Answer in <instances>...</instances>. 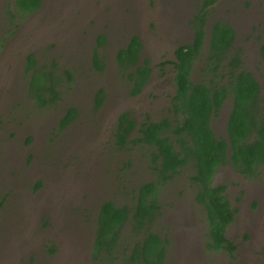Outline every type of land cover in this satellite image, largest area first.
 Instances as JSON below:
<instances>
[{"label":"rangeland","instance_id":"374dc122","mask_svg":"<svg viewBox=\"0 0 264 264\" xmlns=\"http://www.w3.org/2000/svg\"><path fill=\"white\" fill-rule=\"evenodd\" d=\"M11 1L0 0V264H123L129 248L148 231L169 240L165 264L262 261L264 210L257 219L260 210L254 204L264 165L259 180L243 178L226 165L215 174L213 183L227 184L236 211L227 232L238 244L239 256L233 259L207 246L204 209L191 197L192 165L163 181L156 172L154 149L134 143L116 147L111 141L120 112L129 110L141 118L144 107L127 98V80L116 53L137 34L147 44L143 60L149 59L154 68L171 63L173 46L193 39L190 22L201 0H41L35 12L15 17ZM218 21L237 29L230 49L244 50L243 66L256 73L263 102L264 55L261 62L256 52L264 36V0H215L205 22L206 42ZM244 29L251 32L241 38ZM101 35L104 43L98 42ZM30 55L37 67L59 76L57 98L44 106L29 90ZM94 56L102 68L95 66ZM164 66L171 67L162 65L154 72ZM193 75L198 79L200 74L195 70ZM99 90L107 95L101 104ZM69 107L78 115L61 127ZM228 109L229 99L213 120L217 136L224 135ZM146 182L156 184L159 211L139 230L127 221L115 252L95 254L100 204L112 200L131 210L138 187Z\"/></svg>","mask_w":264,"mask_h":264},{"label":"trees","instance_id":"16d2710c","mask_svg":"<svg viewBox=\"0 0 264 264\" xmlns=\"http://www.w3.org/2000/svg\"><path fill=\"white\" fill-rule=\"evenodd\" d=\"M214 1L201 0V6L191 20L196 30L194 42L191 45H182L175 51L178 62L174 64L177 68L174 124L164 118L160 124L151 122L147 126H141L139 134L142 135L140 140L157 146L158 152L153 151L152 156L153 160L158 156L160 158L157 169L161 178H168L187 164L193 166L189 179L197 184L196 200L205 208L209 225L208 247L218 251L227 245L233 248L232 242L225 236L226 226L233 219V212L227 197L223 195L225 185H212V179L215 171L224 163H230L234 170L242 174L252 173L255 166L264 164V101L261 105L258 104L260 100L256 102L260 92L258 82L249 71L239 68L240 62L236 55L227 64L230 66L228 82L190 80L193 61L205 38L206 15ZM40 4L41 0H13L11 14L14 17L25 16L35 12ZM209 34V59L213 64L212 70H217L223 60L222 49L233 41V29L227 23L218 21L212 24ZM98 42H105L103 35L98 38ZM140 46V39L133 36L127 46L116 53L119 68L124 70L136 66L135 70L127 74L133 92L140 89L148 73L147 67L138 63ZM93 63L97 68L103 66L97 56H94ZM36 65L34 56H28L27 69L31 71L29 90L36 102L44 106L57 98L58 91L55 86L59 76ZM228 95L231 102L226 124L227 137L216 138L210 125V117L219 110ZM102 98L103 91L99 90L98 104ZM77 115L75 107L67 108L60 120V126H67ZM134 124L135 121L128 113L119 116L116 132L118 147L126 145V137ZM136 192L135 204L131 210L112 200H104L100 204L94 237L95 254L115 252L121 229L127 221H131L133 230H139L159 211L154 183H144ZM167 241L169 240L156 232L148 231L129 248L123 264H165ZM50 251L53 252L54 248L51 247Z\"/></svg>","mask_w":264,"mask_h":264},{"label":"flooded vegetation","instance_id":"af4514ba","mask_svg":"<svg viewBox=\"0 0 264 264\" xmlns=\"http://www.w3.org/2000/svg\"><path fill=\"white\" fill-rule=\"evenodd\" d=\"M12 2H13V0L11 1V4H12ZM40 6H41V4H40ZM209 8H210V6H209ZM207 15H208V12H207ZM207 15H206V21H207ZM220 22H222V21H220ZM222 23H226V22L223 21ZM190 24L192 25L191 29H192V32H193L192 41L190 43H183V42L182 43L181 42L176 43L173 46V49H171V51H170L172 56H173V60L171 61V63H167L169 61L161 62L160 64H156L155 68L152 67L151 61L149 59H146L147 60L146 61V60H143L140 57L142 50L147 48L146 42H143V37H141V36H139L137 34L133 35V36H137L140 39V44H141L140 50H139V60H138L139 62L138 63H141L143 66L145 65L147 67V69H148V73H147L146 77L143 79L142 86L140 87V89L137 92H133V86L131 85V83H129V79L127 78V74L129 72H132L133 70H135L136 66H131L129 69L127 68V69H124V70L122 68H119V69H120L121 72H123L125 74V78L127 80L126 81L127 88L125 90V94L128 95L127 98H130V97L131 98H135L138 102H142L143 103L144 107H143V110L141 111V112H143L142 113L143 117L134 118L131 115V111H129V110L120 112V114L117 116L118 118H117L116 126H115L114 133H113L112 139H111V141L115 144L116 147H118V145H119V143H117V134H116V132L118 130L119 116L122 113H128L129 117L135 121V124H134L132 130H130L128 137H126V140L128 141L126 143V146L128 144H131V143H134V144H145L146 146H150L152 149H154L153 151L155 153H156V151L158 152L157 146L149 145L150 143H147V142H145L143 140H140V137L142 135L139 134V129H140L141 126H143V125L147 126V124H150L151 122L160 124L162 119H164V118L168 119L172 124H174V122L176 120V116L174 114V105L176 104V101L174 99V96L176 94L175 75L177 73V68H175L174 64H175V62H178V59L175 56V51H176V49H178L182 45H191L194 42V35H195V31L196 30H195V28H194V26H193V24L191 22H190ZM227 24L230 25L229 23H227ZM230 26L233 29V41H232L231 45L233 44V46H234V42H235V40L238 37V31H237V29L234 26H232V25H230ZM204 28H205V26H204ZM250 32H251L250 29H244L242 31V33L240 34L242 36L241 38H245L247 35H249ZM259 33H260V31H258L254 36H251L252 40L253 39L255 40V38H258V34ZM130 40H131V38H130ZM130 40L127 42V44L130 42ZM261 40H262V42H260L258 50L256 52V58L258 56L259 60L262 62L263 60L261 58V55H262V57L264 55V51H263V48H264V36H262ZM127 44L124 46V48L127 46ZM156 45L158 47L166 46V45H163V44L158 43V42H156ZM231 45H229L228 47L222 49V51H223V53H222L223 60L220 63L221 67H218L217 70H212L213 69L212 68L213 64L211 63V61L209 59L210 58V56H209L210 55L209 43H208V41L206 42L205 38H204V42H202V44H201V48H200L201 50L198 53V56L193 61V64H192V67H191V70H190V74H189L190 80L192 82L204 81V82H208V83L211 80H214V81L217 80L218 83L228 82V80L230 78V71H229L230 66H228L227 64L231 60V58L235 57V55H236V56H238L239 62H240L239 68L249 71L251 73V75L253 76V78L258 82V80L256 78L257 77L256 73L254 74L251 69L244 68V66H243V62L245 60V52H244V50L242 48L241 49L240 48L230 49ZM160 54H161V52L157 54V57H159ZM115 60H116V56H115ZM166 64H170L171 67L167 68V67L164 66L160 70H156V72H154L155 69L161 67L162 65H166ZM118 67H119V65H118ZM195 70H197L199 72V74H200L198 79L195 78L194 75H193ZM154 73H156V75H155L156 79L152 80V77H153ZM159 74H162V75H159ZM258 85H259V88H260V83L259 82H258ZM143 95H145V96L143 97ZM103 96H104V98H102L101 103H104L105 100H106V97H107V95H105L104 92H103ZM259 96H260V92H259ZM259 96H257L256 102L260 100V102H258V104L261 105L262 102H261V98H259ZM228 99H229V109H228V112H227V114H226V116L224 118V124H225L224 135L217 136L216 133H215L214 127H213V120L216 118V115L218 113H219L217 115L218 117L222 114L223 105H224L225 101L228 100ZM230 102H231V98H230V95H228L222 101V104L220 105L219 110L217 112H213L211 114L210 125H211V128H212L216 138H220V137L226 138L227 137L226 124H227V119H228V115H229V112H230ZM162 109L164 110V114L165 115L159 116V114L161 113ZM135 134H137V135L134 136ZM156 160L158 161L157 165L159 166V163H160L159 156L156 158ZM222 165H226L228 167L230 166L231 168H233V166L230 163H224ZM262 165H264V164H259V165L255 166L254 169H253V172L249 173V174H242V173L234 170V168L232 169V171H233V173H239L243 178H254L255 179V177H256L259 180L262 177V172L259 171V168ZM158 166L156 167V172H158V175L160 176L159 170L157 169ZM180 170H182V169H179V170L175 171V173L179 174ZM216 172L217 171H215L213 179H212V185H216V186L217 185H225V189L223 191V195H225L227 197V199H228V201L230 203V208H231V210L233 212V219L226 226V232H225V236H226V238L229 241L232 242L233 248H229V245H227L224 248H220L218 251L224 252L228 256V258L235 259L236 257L239 256L238 252H237L238 244H237V241L235 239H233L232 237H230L227 234V232H228L229 225L235 220V212L236 211H235L234 207H232V205H233L232 201L230 200L229 196L227 195V192H226L227 187H228L227 184H225L223 182L222 183H218V184H214L213 183V181L215 179ZM259 176H260V178H259ZM162 180L163 181L164 180H168V178H166V179L162 178ZM189 181L195 187V188H193L194 192L191 193L192 200L194 202L199 203L196 200V193L198 191V186H197L196 183H194L190 179H189ZM260 182L261 183L258 185V183H259V181H258V183H257L258 187L255 190V195H257L258 200L254 204V208L257 209V210H260L259 213L257 214V219H259V216H260L262 210H264V180H261ZM146 183H148V182H146ZM155 186H156V184H155ZM52 203H54V202H52ZM199 204H201V203H199ZM202 207H203V205H202ZM203 209H204V219H205L206 232H207V238H208L209 225H208V221H207L206 216H205V208L203 207ZM239 212H240V210H239ZM250 216L251 215H248L247 217L249 218ZM253 218H255V217H253ZM250 220L251 219H249V222H250ZM244 223H246V222H244ZM243 237H245V235L243 236V234H241L240 239L244 240ZM208 241H209V238H208ZM207 246H208V242H207ZM208 248L211 249L210 247H208ZM211 250H214V249H211ZM257 264H264V258L262 259V261H258Z\"/></svg>","mask_w":264,"mask_h":264}]
</instances>
